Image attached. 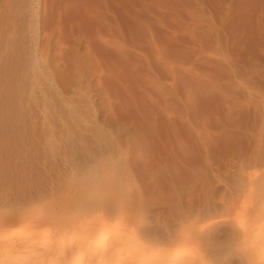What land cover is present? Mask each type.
Returning a JSON list of instances; mask_svg holds the SVG:
<instances>
[{"label": "rangeland", "instance_id": "rangeland-1", "mask_svg": "<svg viewBox=\"0 0 264 264\" xmlns=\"http://www.w3.org/2000/svg\"><path fill=\"white\" fill-rule=\"evenodd\" d=\"M83 6L100 7L105 23L78 25ZM240 7L0 0L1 264H53L34 257L39 244L56 239L59 250L81 235L82 216L107 217L116 203L129 214L126 205L171 158L190 159L193 173L211 178L255 172L264 201V0ZM145 130L169 131L174 145L153 147ZM212 187L218 195L223 183ZM9 219L14 247L1 225ZM211 230L191 243L196 264L224 250L204 238ZM113 231L106 225L101 236Z\"/></svg>", "mask_w": 264, "mask_h": 264}, {"label": "bare ground", "instance_id": "bare-ground-1", "mask_svg": "<svg viewBox=\"0 0 264 264\" xmlns=\"http://www.w3.org/2000/svg\"><path fill=\"white\" fill-rule=\"evenodd\" d=\"M246 1L251 0H235L236 8ZM88 6L76 10L74 20L78 25H87L89 29L103 25L105 20L104 16L101 17V8ZM171 135L169 131H165L161 137L146 130L143 132L145 140L153 147H158L160 143V148L166 149L174 145ZM189 160L171 158L161 161L164 169H154L146 184L144 182L147 189L132 197L131 204L124 208L129 214L122 213L120 204L116 203L107 217L94 220L81 215L79 224L74 225L81 229L79 237L61 242L59 250L57 240L51 237V240L39 244L34 257L50 260L53 264H145L142 259L152 254L154 260L151 264H196L197 259L194 258L197 250L191 243L198 240L201 233H207L210 227V238H207L208 235L204 238L212 241L211 244L217 246L218 250H224L214 254L210 261L207 259L205 264H264V201H258L260 193L255 192V184L260 182L256 181L258 174L246 172L225 179L218 176L211 178L202 172L193 173L196 167ZM212 182L223 183L218 195L214 193ZM261 196L264 195L261 193ZM136 208L143 212L142 216L138 212L132 214ZM10 220L1 224L5 226L4 232ZM106 225L114 229L107 239L101 236V230ZM12 226H9L11 230L14 229ZM11 230L5 233L8 235L5 244L14 247L18 238L16 232ZM173 236L179 240L172 246L151 244ZM134 239L136 243L130 246ZM62 240L66 239L63 237ZM120 246L126 248L123 252L115 253Z\"/></svg>", "mask_w": 264, "mask_h": 264}]
</instances>
